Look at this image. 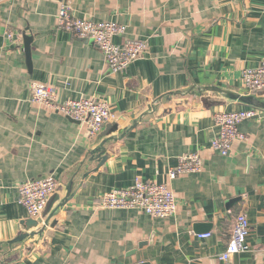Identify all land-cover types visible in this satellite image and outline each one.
Segmentation results:
<instances>
[{"label":"crops","instance_id":"obj_1","mask_svg":"<svg viewBox=\"0 0 264 264\" xmlns=\"http://www.w3.org/2000/svg\"><path fill=\"white\" fill-rule=\"evenodd\" d=\"M61 3L76 18L125 26L126 38L146 42V53L111 73L91 41L58 30ZM263 58L264 0H2L0 244L7 247L0 264H220L239 215L249 223L248 250L232 264H264V110L238 125L246 140L233 142L227 156L210 146L216 113L252 108L213 90L247 96L242 71ZM33 84L52 89L59 103L104 101L112 119L89 135L33 104ZM190 153L200 156L201 171L168 180ZM49 175L58 183L52 210L68 192L72 198L50 219L42 216L41 236L9 249L42 227L28 230L19 185ZM136 179L167 183L176 214L153 219L99 208L103 194Z\"/></svg>","mask_w":264,"mask_h":264},{"label":"built area","instance_id":"obj_2","mask_svg":"<svg viewBox=\"0 0 264 264\" xmlns=\"http://www.w3.org/2000/svg\"><path fill=\"white\" fill-rule=\"evenodd\" d=\"M2 0H0V3ZM57 28L80 40L91 41L102 53L105 64L111 73L123 72L131 63L141 59L147 51L146 42L126 38V27L115 22H93L73 16L68 3H61L57 13ZM121 38L120 43L113 39ZM125 37V38H124ZM241 88L247 96L264 95V58L258 67L245 69L241 75ZM31 102L58 112L64 117L79 123L89 135L98 134L112 119L109 107L104 101L76 99L59 103L52 89L42 84L30 87ZM258 109L233 112H220L214 115L218 126L217 136L210 142L211 148L221 156H227L233 142L244 141L246 137L239 133L238 125L243 120L256 117ZM202 169V160L196 153L183 155L178 166L169 169L168 180L178 176L197 173ZM57 181L52 175L29 180L18 187V202L25 209L29 219L42 218L48 199L57 189ZM99 208L139 211L153 219H167L176 214L174 193L167 183H152L136 179L126 189L111 190L100 197ZM249 223L244 215H239L234 223L231 236L218 259L220 264H232V259L248 250L246 238ZM211 234H202L200 239L209 238Z\"/></svg>","mask_w":264,"mask_h":264},{"label":"water","instance_id":"obj_3","mask_svg":"<svg viewBox=\"0 0 264 264\" xmlns=\"http://www.w3.org/2000/svg\"><path fill=\"white\" fill-rule=\"evenodd\" d=\"M25 45H24V53L26 55V59H27V66L28 68H30V49H29V45L31 42V37H25ZM213 91H218V92H223V94H225L227 96V98L238 101L246 106L255 108V109H261L264 110V102L259 101L256 97L254 96H242L239 94H235V93H231V92H226V91H220L218 89H214ZM134 125H136V122L134 123ZM116 128V127H115ZM105 134V133H104ZM104 145L105 143H101L100 145V149L97 151L99 152V158H101V163L104 162V160L106 159L103 156L104 153ZM69 191V190H68ZM73 195H69V192L67 193V197L66 199L60 203V205H58L56 208H54L52 210L53 204L57 201L58 197L53 196L50 197L47 201L46 207L44 209L43 215L42 216H47L46 219H50L56 212L58 209L62 208L64 206V204L72 198ZM47 222L42 221V218L37 219V220H28L26 222V225L28 227V230L31 229H35L36 227H38L39 225H41L42 227L40 228V230L38 231H27L25 233L20 234L18 237H16L14 240L10 241L8 243V245L11 247L13 245H22V246H26L24 243L28 240L33 239L34 237H39L42 235V232L46 226ZM144 264V263H142Z\"/></svg>","mask_w":264,"mask_h":264},{"label":"trees","instance_id":"obj_4","mask_svg":"<svg viewBox=\"0 0 264 264\" xmlns=\"http://www.w3.org/2000/svg\"><path fill=\"white\" fill-rule=\"evenodd\" d=\"M7 247V245H4V244H0V254L3 253L4 249ZM13 247H9V249H11Z\"/></svg>","mask_w":264,"mask_h":264}]
</instances>
